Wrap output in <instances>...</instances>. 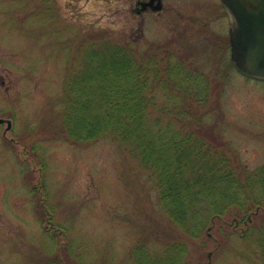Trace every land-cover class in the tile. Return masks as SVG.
Listing matches in <instances>:
<instances>
[{"label":"rangeland","instance_id":"374dc122","mask_svg":"<svg viewBox=\"0 0 264 264\" xmlns=\"http://www.w3.org/2000/svg\"><path fill=\"white\" fill-rule=\"evenodd\" d=\"M162 1L0 0V116L13 122L0 124V264H135L139 243L172 239L188 244V264H264L263 206L189 237L134 146L76 142L63 129L65 81L112 40L162 73L168 59L206 79L184 98L192 117L161 112L173 91L153 81V130L203 129L238 170L264 164V80L235 68L221 0Z\"/></svg>","mask_w":264,"mask_h":264},{"label":"trees","instance_id":"16d2710c","mask_svg":"<svg viewBox=\"0 0 264 264\" xmlns=\"http://www.w3.org/2000/svg\"><path fill=\"white\" fill-rule=\"evenodd\" d=\"M168 62L162 73L157 61L155 66L151 57L139 61L125 45L112 40L92 45L83 67L64 83L61 123L76 142L111 138L134 146L144 166L153 169L170 219L184 234L198 237L206 226L237 209L240 214L264 207V164L255 171L238 170L231 157L215 148L217 139L203 129L172 134L153 130V81L173 91L168 96L171 105L160 111L172 109L185 117H192L184 107V98L194 91L192 81L200 77L206 82L201 73H181L179 63ZM187 252L185 241L172 239L159 249L139 243L132 256L135 264H188Z\"/></svg>","mask_w":264,"mask_h":264},{"label":"water","instance_id":"95a60500","mask_svg":"<svg viewBox=\"0 0 264 264\" xmlns=\"http://www.w3.org/2000/svg\"><path fill=\"white\" fill-rule=\"evenodd\" d=\"M222 2L231 20V56L236 67L244 74L264 79V0ZM5 121L0 117V123ZM7 121L10 129L12 122Z\"/></svg>","mask_w":264,"mask_h":264},{"label":"flooded vegetation","instance_id":"af4514ba","mask_svg":"<svg viewBox=\"0 0 264 264\" xmlns=\"http://www.w3.org/2000/svg\"><path fill=\"white\" fill-rule=\"evenodd\" d=\"M141 9H147L148 7H153L154 9L160 10L163 8V1L162 0H140ZM223 6V5H222ZM224 9V7H223ZM225 10V9H224ZM226 18H228V28L230 27V19L225 11Z\"/></svg>","mask_w":264,"mask_h":264}]
</instances>
